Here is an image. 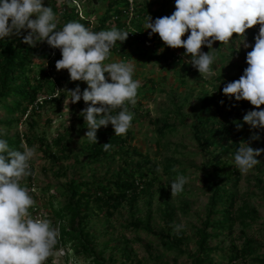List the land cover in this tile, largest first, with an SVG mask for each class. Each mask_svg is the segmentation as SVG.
Masks as SVG:
<instances>
[{
  "label": "rangeland",
  "instance_id": "1",
  "mask_svg": "<svg viewBox=\"0 0 264 264\" xmlns=\"http://www.w3.org/2000/svg\"><path fill=\"white\" fill-rule=\"evenodd\" d=\"M67 4L76 7L81 18H83V14L85 17L89 16L92 19V25L100 22L107 9L106 2L88 5L85 0H44V5L52 7L57 19L60 17V13L67 8ZM134 4L136 9L134 15L129 12L121 19L130 21L133 16L131 21H135V23H132V27L139 32L137 25L142 24L144 32L148 36L144 42L140 43V46L152 43L154 47L164 45L158 34H153L150 37L151 30H145L144 26L148 15L152 17L153 13H160L156 18L170 16L175 11V0H134ZM60 5H62L61 9H59ZM136 7L141 9V14L138 13ZM148 10L151 13L145 14L144 12ZM138 15L141 16L137 17ZM116 17L118 16L111 17L112 19H109L111 22L106 23L108 30L114 27L115 21H118ZM156 18H153L154 21ZM115 28L120 29L119 27ZM24 34L26 35L27 32ZM257 34L253 27L251 34L246 35V42L249 45H254ZM188 35L190 32L186 33L183 39H187ZM9 38L18 45L22 39L15 35ZM147 40L149 44L146 43ZM239 43L237 37L233 36V41L228 45L221 44L219 41L213 44V48L217 49L215 54L218 57L212 66L216 72L214 77L220 73V70L229 71L231 76L239 75L240 67H248L246 55L252 50L251 47L245 49L243 44H240L237 54L232 58L229 57L231 49L234 47L237 49ZM170 49L175 52V57L168 64L146 62L137 60V58L127 60L113 54H110L104 61L105 64L120 61L131 62L135 65L133 79L139 80L141 86L149 78L156 83L154 92L148 89V91L138 89L141 95L140 97L136 96V101L142 99L143 107L140 113L145 116L142 117L143 124L138 123L135 126L137 136L132 141V146L137 147L142 154H152L154 162L159 167L160 179L163 183L155 184L151 195L144 194L138 202L125 204L112 219H107L102 214L92 217L91 230L96 252L103 253L109 264H135L136 262H142V264H191L189 256L168 250L163 245L159 233H169L168 226L163 220V213L167 207L174 211L175 229L177 225H182L178 232L188 238L182 247L187 252L193 253L198 248L197 231L202 227V222L210 208L211 190L205 181V168L209 156L194 137V125L202 111L201 91H210L211 94L210 109L205 114L208 116L210 126L221 121L219 114L228 112L233 100L223 94L222 85L231 82V80L228 78L226 82L221 83L212 77L205 81L199 72L196 75L192 73V76L191 72L184 69L187 64H190L187 61L191 58L184 55L186 50L184 48ZM201 50L209 51L207 46H203ZM38 62L39 60L36 64ZM55 64L56 60L54 59L46 64V67L56 77L63 79L57 82L54 89L52 86L44 87L40 94L41 107L39 110L30 116L25 114L22 121L16 123L12 128L0 124L2 131L0 139L20 136L22 144L26 143L29 147H36L37 155L30 161V165L36 169L32 190L36 194L34 197L36 207L30 210V214L33 218L47 219L50 222L52 216L46 202L49 194L45 193V189H50L51 194L60 195L63 190H67V183L73 178L79 177L91 181L107 178L118 169L123 168L126 162L122 154L115 153L114 157L108 160L94 161L90 165L88 156L82 151L79 144L75 142L70 144L71 149L66 154H61L59 148L55 147L53 141L58 134L65 133L68 134V137L79 139L85 136L88 131L80 124L83 119L80 113L88 105L82 99L77 103H71V94L67 91L74 89L77 85L83 91L87 84L83 81H71L68 71L66 69L57 71ZM106 78H108V74ZM221 101L223 104L220 103ZM261 107L264 108V105ZM11 119L12 116L0 111V120L9 121ZM32 121L37 123L35 128L30 127ZM165 123L177 128L174 131L166 129V136L161 139L156 128L157 126L162 127ZM28 132L32 135L33 142L31 144L28 142L27 136L24 135ZM245 132L251 137L253 129ZM259 135V140H249L250 146L264 149V139L261 134ZM160 139L161 141L158 143ZM215 141H217V145H214L222 149L224 159L230 160L231 164L234 163V154L237 150L236 139L218 134ZM49 150L59 154L60 159L51 158L48 154ZM133 157L138 159L140 156L133 155ZM257 159L261 161L260 165L255 166L247 174L240 173V184L236 189L237 209L249 205L257 209L261 218L252 226L238 223L233 232H227L220 239L213 240L212 245L220 244L223 249L230 250L233 245L242 246L246 238H252L255 239L258 246L263 248L260 251L264 253V153H261ZM169 160L172 161L175 171H185V174L178 175L188 178L183 190L174 195L171 193L170 184L178 175L168 177L165 174L164 166L168 164ZM258 177H261L263 184L258 182ZM24 187H28L27 184ZM149 215L152 216L151 224L157 234L147 231L145 228ZM213 217L215 218L216 215ZM136 219H142L143 224H139V227L133 225V222H137ZM53 228L59 234V224ZM175 229L171 233L177 231ZM49 262L50 264H93L91 258H86L82 253L73 252L70 244H67L66 247L53 248L52 254L44 264ZM220 264L262 263L257 258L247 257L235 263L222 260Z\"/></svg>",
  "mask_w": 264,
  "mask_h": 264
},
{
  "label": "trees",
  "instance_id": "2",
  "mask_svg": "<svg viewBox=\"0 0 264 264\" xmlns=\"http://www.w3.org/2000/svg\"><path fill=\"white\" fill-rule=\"evenodd\" d=\"M101 2L107 3V9L105 16L96 25L91 24L92 19L89 16L86 19L81 18L79 10L71 4L69 6L67 4V8L60 13V17L57 19V30L62 29L69 21H78L94 32L108 30L106 23L111 22L109 19L119 16L117 17L118 21L114 22V27L127 31L129 25L127 21H122L121 18L126 14L129 1L90 0L88 5L91 3L98 5ZM61 8L62 5H60L59 9ZM136 8L138 13L141 14V9ZM144 13L150 14L151 11L148 10ZM159 14L157 12L153 13V22V18L159 16ZM140 16L138 15L137 17ZM130 22L131 24L135 23V21ZM137 27L140 32L136 30L134 36L129 35L127 40L122 43L117 41L110 49V54L127 60L137 58V60L160 64L171 62V59L175 57V52L170 47L163 44L158 47L140 46V43L144 42L148 35L144 32L142 24L137 25ZM254 27L255 32L258 33L260 26L256 25ZM251 31L252 28L248 29L245 35H250ZM234 37H236L235 34ZM236 54L237 49L234 47L231 49L229 57L232 58ZM61 58V51L50 47L46 41L37 42L35 46H29L23 43L22 39L19 45L9 37L0 39V111L12 116L9 121L0 120V124L12 128L16 123L22 121V117L25 114L30 116L39 110L41 107L40 94L44 87L52 86L54 89L57 82L63 79L56 77L47 69L46 64L54 59L57 61ZM38 60L39 62L36 64ZM240 68L239 75L231 76L229 71L220 70V73L213 78L219 82L221 81V83L226 82L228 78L231 82L238 80L247 67L243 66ZM184 69L191 72L192 76L198 73V70L190 64H187ZM33 72L34 74H32ZM106 75L107 73H105ZM222 86L225 87L226 84ZM155 87V81L149 78L139 89L142 91L148 89L154 92ZM139 92L137 93L138 97L141 95ZM200 94L203 104L202 111H200L194 125V137L209 156L205 168V181L211 190L210 208L205 220L202 222V227L197 231L196 243L198 248L191 253L182 247L188 238L178 231L171 233L175 229L174 211L167 207L163 213V220L168 226L169 233H159L163 245L168 250L189 256L191 264H220L222 260L235 263L247 257L257 258L264 264V253L260 251L263 248L257 245L256 241H254L255 239L246 238L242 246L233 245L230 250L223 249L220 244H211L213 240L220 239L225 233L233 232L238 223L252 226L261 218L257 209L249 205L237 209L238 196L236 189L240 184V171L235 166V163L231 164L230 160L224 159L222 149L219 146H215L217 145L215 139L218 134L235 138L236 148L239 147L241 141L251 140L250 135L245 131L252 129L244 123L243 116L248 111L253 110L254 106L248 101H236L233 97L230 103V110L219 114L221 121L210 126L208 116L205 114L210 109L211 94L210 91H201ZM141 101L142 99L136 101L135 105L126 102L125 106L128 107L130 112L134 113V117L131 127L125 135L115 136L113 127L109 124L107 127H101L97 130V143L89 141L85 136L74 139L68 137V134L65 133L58 134L57 138L54 139L55 147L59 148V151L62 152L61 154H66L71 149L70 144L74 142L79 144L82 151L88 156L90 165L94 161L108 160L114 157L115 153L122 154L123 158L126 159L124 167L112 173L110 177L94 181L79 177L73 178L68 181L67 190H63L60 195L51 194L50 189H45V193L49 194L46 202L49 213L52 216L51 226L55 227L59 224V239H57L54 249L59 246L66 247L67 244H70L73 252L82 253L86 258H91L93 264H109L103 253L96 252L91 230L92 217L102 214L105 218L112 219L125 204L138 202L144 194H152L155 184H163L160 179L159 167L154 162L152 154H142L137 147L132 146V141L137 136L135 126L138 123L143 124L142 120L145 116L140 113L143 107ZM236 123L243 124L242 129L237 130ZM80 124L82 128H87L84 117L81 119ZM36 125L37 123L32 121L30 127L35 128ZM176 128V126L165 123L162 127L157 126L156 129L162 139L166 136V129L174 131ZM254 132L261 134L264 139V130L253 129ZM1 134L2 131L0 130V136ZM24 135L27 136V140L31 144L33 142L31 133L28 132V134ZM1 139L6 140L13 150L23 151L20 136L2 137ZM161 139L158 143H160ZM66 140L68 141L65 142ZM42 141L45 142L44 140ZM105 143L111 144L107 151L102 146ZM48 154L54 160L60 159L59 154L53 153L52 150H49ZM133 155H139L140 157L135 159ZM164 169L168 177L185 174V171H175L171 160L164 166ZM84 170H86V167H84ZM31 172L32 175L25 177L21 185L24 187L27 184L29 195L34 199L36 194L32 190L36 169L33 165H31ZM258 182L263 184L261 177H258ZM33 207H36V205L34 204L29 209V212ZM214 215H216L215 218L213 217ZM136 221L138 223L133 222L136 227H139V224H143L142 219H136ZM151 222L152 216L149 215L145 228L147 231L156 233V229L152 227ZM46 264H50V262ZM135 264H142V262H136Z\"/></svg>",
  "mask_w": 264,
  "mask_h": 264
},
{
  "label": "clouds",
  "instance_id": "3",
  "mask_svg": "<svg viewBox=\"0 0 264 264\" xmlns=\"http://www.w3.org/2000/svg\"><path fill=\"white\" fill-rule=\"evenodd\" d=\"M130 9L129 1L126 13ZM133 9L134 15L135 4ZM86 18L83 14V19ZM130 21H127V31L113 27L94 32L78 21H69L57 30L56 14L51 6L44 5V0H0V39L20 36L29 46L46 41L61 51L62 58L55 64L57 71L66 69L71 81L87 84L83 91L79 85L67 91L71 94V103L82 99L88 105L80 115L88 128L85 137L93 143H97V130L101 127L111 124L115 136L125 135L131 127L134 113L125 105L126 102L135 105L141 87V82L133 79L135 65L124 61L104 63L117 41L122 43L136 32ZM256 25L260 26L259 32L254 45H249L246 31ZM144 27L151 30L150 37L158 34L167 47L184 48V55L191 57L187 63L204 79L216 75L212 67L218 58L217 49L213 48L216 41L228 45L235 34L240 41L237 51L240 44L245 49L251 47L246 55L248 67L238 80L223 87V94L254 106L243 116V121L250 129L264 130V108L261 107L264 105V0H175V11L170 16L153 22L148 15ZM188 32L190 35L183 39ZM203 46L209 51L203 52ZM242 127L243 124L236 123L237 130ZM250 139L259 140V133L254 132ZM102 146L107 151L111 144ZM21 148L23 151L13 150L6 140L0 139V264H44L59 234L49 220L33 218L29 212L35 201L21 181L32 175L30 161L37 151L35 146L29 147L26 143ZM261 153L264 149L241 141L234 154L235 166L240 173L247 174L260 165L257 157ZM187 182L186 176L178 175L170 184L172 195L181 192ZM181 227L177 225L175 230Z\"/></svg>",
  "mask_w": 264,
  "mask_h": 264
},
{
  "label": "built area",
  "instance_id": "4",
  "mask_svg": "<svg viewBox=\"0 0 264 264\" xmlns=\"http://www.w3.org/2000/svg\"><path fill=\"white\" fill-rule=\"evenodd\" d=\"M130 1V4H131V9H130V11L129 12H131L132 13V15H133V11H134V9H133V6H134V0H129ZM129 14V13H128ZM131 35H134V33H131ZM146 43H148L149 44V42L148 41H146ZM153 44V43H152ZM151 44V45H152ZM150 45V46H151Z\"/></svg>",
  "mask_w": 264,
  "mask_h": 264
}]
</instances>
